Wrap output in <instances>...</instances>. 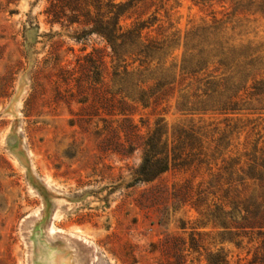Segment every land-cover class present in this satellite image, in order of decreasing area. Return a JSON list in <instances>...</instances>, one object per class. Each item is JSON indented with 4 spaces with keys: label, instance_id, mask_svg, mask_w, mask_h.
Masks as SVG:
<instances>
[{
    "label": "rangeland",
    "instance_id": "rangeland-1",
    "mask_svg": "<svg viewBox=\"0 0 264 264\" xmlns=\"http://www.w3.org/2000/svg\"><path fill=\"white\" fill-rule=\"evenodd\" d=\"M49 1L0 0V264H199L216 249L229 264L249 260L256 243L236 245L226 229L202 225L195 198L180 188L195 190L204 168L170 166L148 181L133 172L155 130L149 143L163 155L185 148L243 160L260 150L262 96L226 113L192 89L180 98L176 83L146 105L128 101L124 114L103 111L84 66L92 52L110 66V49L82 26L52 21ZM261 10L245 16L241 32L264 44ZM232 12L216 0H142L118 23H143V40L163 41L179 64ZM190 128L197 139L179 141Z\"/></svg>",
    "mask_w": 264,
    "mask_h": 264
},
{
    "label": "trees",
    "instance_id": "trees-1",
    "mask_svg": "<svg viewBox=\"0 0 264 264\" xmlns=\"http://www.w3.org/2000/svg\"><path fill=\"white\" fill-rule=\"evenodd\" d=\"M138 1L142 0H50L45 10L52 21L82 26L87 34L100 35L108 45L110 66L103 56L96 60L95 52L84 66L85 87L97 95L103 111L124 114L122 107L128 101L146 105L150 98L166 95L176 83L180 98L192 89V95L211 101L226 113L240 111L236 108L239 104L253 99L259 102L261 96L264 101V44L241 32L247 26L245 16L262 11L264 0H216L229 4L233 12L213 20L204 29L210 40L196 46V55L186 48V58L179 64L175 58L167 60L173 51L167 53L163 41L143 40V23L125 30L119 25L122 9ZM253 6L258 9H248ZM187 79L190 81L183 85ZM157 133L153 131L145 144L141 163L133 172L134 180L148 181L170 166L183 172L194 166L197 173L204 168L195 190L185 183L180 187L185 194L191 192L190 199L195 198L193 204L202 225L211 223L226 229L230 234L227 240L236 245L237 239L255 242L251 258L243 264H264V147L244 153L243 160L228 155L208 157L201 150L192 153L185 148H174L171 154L163 155L149 143ZM197 133L192 128L183 130L178 139L196 140ZM201 247L196 244V249ZM199 264L229 262L222 250L216 249Z\"/></svg>",
    "mask_w": 264,
    "mask_h": 264
}]
</instances>
